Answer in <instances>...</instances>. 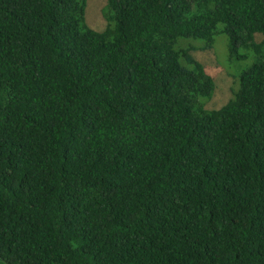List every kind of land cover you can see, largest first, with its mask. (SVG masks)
<instances>
[{
    "label": "trees",
    "instance_id": "trees-1",
    "mask_svg": "<svg viewBox=\"0 0 264 264\" xmlns=\"http://www.w3.org/2000/svg\"><path fill=\"white\" fill-rule=\"evenodd\" d=\"M86 3L0 0V264H264V0Z\"/></svg>",
    "mask_w": 264,
    "mask_h": 264
},
{
    "label": "rangeland",
    "instance_id": "rangeland-1",
    "mask_svg": "<svg viewBox=\"0 0 264 264\" xmlns=\"http://www.w3.org/2000/svg\"><path fill=\"white\" fill-rule=\"evenodd\" d=\"M106 0H87L85 8V24L88 28L102 32L106 27L103 17V9ZM264 36L255 35L256 42H262ZM184 42V41H182ZM206 42L189 40L184 45H192L193 57L199 61L206 71L213 77L215 91L212 99L206 103V109L217 110L224 106L232 97L233 90L236 89L241 71L248 67L251 62L250 54L243 62L232 60L229 57V41L226 35L217 34L211 48L204 49Z\"/></svg>",
    "mask_w": 264,
    "mask_h": 264
}]
</instances>
